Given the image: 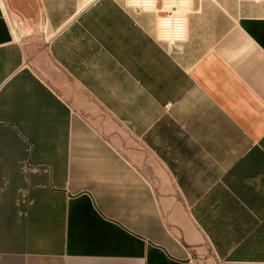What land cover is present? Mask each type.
<instances>
[{
    "label": "crops",
    "instance_id": "crops-1",
    "mask_svg": "<svg viewBox=\"0 0 264 264\" xmlns=\"http://www.w3.org/2000/svg\"><path fill=\"white\" fill-rule=\"evenodd\" d=\"M149 3L0 0V264H264V1Z\"/></svg>",
    "mask_w": 264,
    "mask_h": 264
},
{
    "label": "built area",
    "instance_id": "built-area-1",
    "mask_svg": "<svg viewBox=\"0 0 264 264\" xmlns=\"http://www.w3.org/2000/svg\"><path fill=\"white\" fill-rule=\"evenodd\" d=\"M137 4L139 5V2H143V4H150L149 2L152 0H136ZM171 3L169 5L171 7L176 6H186L189 2V0H169ZM250 1H264V0H250ZM147 2V3H146ZM164 28H163V34L166 38H174L177 39L180 35V30L182 27V19L177 17H172V15L169 18H164Z\"/></svg>",
    "mask_w": 264,
    "mask_h": 264
}]
</instances>
